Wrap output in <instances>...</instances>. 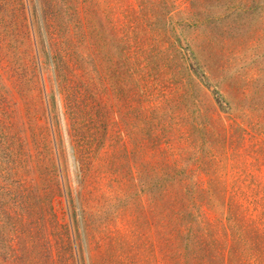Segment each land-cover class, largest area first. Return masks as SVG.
I'll list each match as a JSON object with an SVG mask.
<instances>
[{
  "label": "rangeland",
  "instance_id": "374dc122",
  "mask_svg": "<svg viewBox=\"0 0 264 264\" xmlns=\"http://www.w3.org/2000/svg\"><path fill=\"white\" fill-rule=\"evenodd\" d=\"M0 264H264V0H0Z\"/></svg>",
  "mask_w": 264,
  "mask_h": 264
},
{
  "label": "trees",
  "instance_id": "16d2710c",
  "mask_svg": "<svg viewBox=\"0 0 264 264\" xmlns=\"http://www.w3.org/2000/svg\"><path fill=\"white\" fill-rule=\"evenodd\" d=\"M66 82H67V80H66ZM232 219H235V217H231ZM249 260H251L250 258H249ZM255 260H256V258H255ZM255 260H253V262L255 263Z\"/></svg>",
  "mask_w": 264,
  "mask_h": 264
}]
</instances>
